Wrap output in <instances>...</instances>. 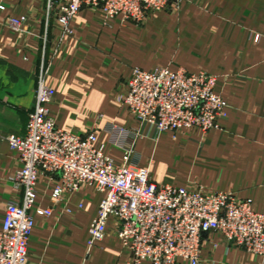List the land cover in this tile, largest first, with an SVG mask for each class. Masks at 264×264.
<instances>
[{"label": "crops", "instance_id": "1", "mask_svg": "<svg viewBox=\"0 0 264 264\" xmlns=\"http://www.w3.org/2000/svg\"><path fill=\"white\" fill-rule=\"evenodd\" d=\"M46 7L47 0H0V230L5 206L23 199L13 182L22 168L19 154L3 138L25 134L39 79L54 90L48 114L56 127L83 136L95 132L105 156L123 165V150L108 142L105 131L109 125L131 132L139 127L120 103L135 69L214 76V92L227 104L218 130L153 137L145 129L134 145L139 167L156 184L231 193L264 214V0H184L170 13L152 14L141 27L84 8L71 20L68 37L49 21ZM7 18H24L25 24L15 31ZM146 141L153 153L156 148L168 153L172 176L157 171L152 158L144 161ZM60 183L58 176L37 181L28 263L128 264L131 256L117 238L114 219L107 222L105 237L88 247L89 226L104 195L83 185L54 203ZM38 209L51 215L39 216ZM199 264L264 261L210 233Z\"/></svg>", "mask_w": 264, "mask_h": 264}, {"label": "built area", "instance_id": "2", "mask_svg": "<svg viewBox=\"0 0 264 264\" xmlns=\"http://www.w3.org/2000/svg\"><path fill=\"white\" fill-rule=\"evenodd\" d=\"M184 0H49L55 9V23L63 36L71 35L69 24L84 8L101 12L124 23H142L145 18L175 9ZM6 25L20 31L24 18H7ZM120 103L128 109L138 129L127 131L106 127L108 142L123 150V165L104 154L95 132L83 136L56 127L48 114L54 90L41 77L34 110L28 115L23 136L3 138L22 164L13 182L23 199L4 208L0 230V264H29L28 241L34 225L30 211L35 206V187L40 176L60 178L52 193L54 203L64 193L83 185L104 195L89 226L88 247L100 242L106 225L114 219L116 235L131 256L128 264H176L177 260L199 264L203 239L217 234L227 245L245 250L264 261V214L252 210L251 201H237L231 193L204 194L170 184H156L149 171L139 167L135 142L144 130L153 137L181 130L203 133L220 129L227 104L215 92L216 78L190 74L183 69L152 71L135 69ZM149 136V135H147ZM49 217L50 210H36Z\"/></svg>", "mask_w": 264, "mask_h": 264}, {"label": "rangeland", "instance_id": "3", "mask_svg": "<svg viewBox=\"0 0 264 264\" xmlns=\"http://www.w3.org/2000/svg\"><path fill=\"white\" fill-rule=\"evenodd\" d=\"M48 2L49 0H47V7H46V11H47V17L50 20H53L54 22L56 21L55 19V9L54 7L52 8H49V5H48ZM172 10L169 8L167 10H164L162 11L163 13L164 12H167V13H170ZM152 14L148 15L145 20L150 17ZM77 16V15H76ZM74 18V17H73ZM72 18V19H73ZM145 20L140 23V24H135V23H132L133 26L135 27H141ZM129 23V22H127ZM124 24V23H123ZM149 139V138H147ZM146 148L144 150L141 151L142 155H143V158H144V161H148L149 158H152L153 161H154V168L157 170V171H160L161 173L165 174V175H169V176H172L174 173H173V170H172V164H171V158L170 156L168 155L167 152H164L162 150L158 151L157 148L156 150L154 151V153L152 152V144L149 142V141H146ZM162 142H165L164 140H162Z\"/></svg>", "mask_w": 264, "mask_h": 264}]
</instances>
